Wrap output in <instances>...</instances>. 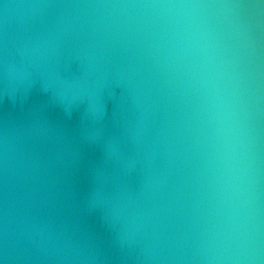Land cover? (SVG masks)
<instances>
[{
    "label": "clouds",
    "instance_id": "1",
    "mask_svg": "<svg viewBox=\"0 0 264 264\" xmlns=\"http://www.w3.org/2000/svg\"><path fill=\"white\" fill-rule=\"evenodd\" d=\"M0 264H264V0H0Z\"/></svg>",
    "mask_w": 264,
    "mask_h": 264
}]
</instances>
